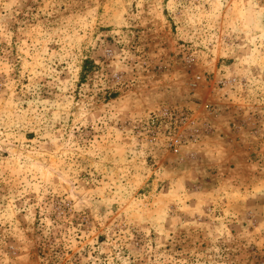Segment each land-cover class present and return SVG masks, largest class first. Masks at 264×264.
Masks as SVG:
<instances>
[{
	"label": "rangeland",
	"instance_id": "374dc122",
	"mask_svg": "<svg viewBox=\"0 0 264 264\" xmlns=\"http://www.w3.org/2000/svg\"><path fill=\"white\" fill-rule=\"evenodd\" d=\"M0 264H264V0H0Z\"/></svg>",
	"mask_w": 264,
	"mask_h": 264
},
{
	"label": "built area",
	"instance_id": "2783aa9c",
	"mask_svg": "<svg viewBox=\"0 0 264 264\" xmlns=\"http://www.w3.org/2000/svg\"><path fill=\"white\" fill-rule=\"evenodd\" d=\"M157 120H158L157 117L152 118V119H151L152 124H156Z\"/></svg>",
	"mask_w": 264,
	"mask_h": 264
}]
</instances>
